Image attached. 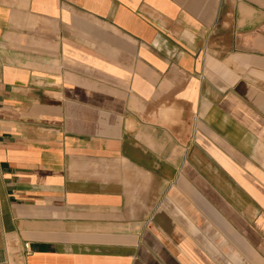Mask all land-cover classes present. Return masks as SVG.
Returning a JSON list of instances; mask_svg holds the SVG:
<instances>
[{
    "label": "crops",
    "instance_id": "obj_1",
    "mask_svg": "<svg viewBox=\"0 0 264 264\" xmlns=\"http://www.w3.org/2000/svg\"><path fill=\"white\" fill-rule=\"evenodd\" d=\"M0 264H264V0H0Z\"/></svg>",
    "mask_w": 264,
    "mask_h": 264
},
{
    "label": "built area",
    "instance_id": "obj_2",
    "mask_svg": "<svg viewBox=\"0 0 264 264\" xmlns=\"http://www.w3.org/2000/svg\"><path fill=\"white\" fill-rule=\"evenodd\" d=\"M24 248L26 249V251L28 250L27 249V243H24Z\"/></svg>",
    "mask_w": 264,
    "mask_h": 264
}]
</instances>
